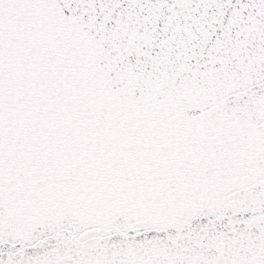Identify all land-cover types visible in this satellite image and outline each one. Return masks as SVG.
Here are the masks:
<instances>
[{
  "label": "snow or ice",
  "instance_id": "6c2138e0",
  "mask_svg": "<svg viewBox=\"0 0 264 264\" xmlns=\"http://www.w3.org/2000/svg\"><path fill=\"white\" fill-rule=\"evenodd\" d=\"M0 264H264V0H0Z\"/></svg>",
  "mask_w": 264,
  "mask_h": 264
}]
</instances>
